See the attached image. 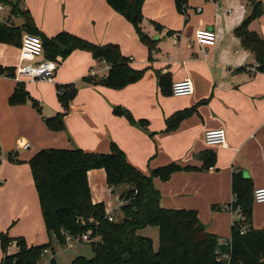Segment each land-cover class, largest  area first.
<instances>
[{
  "label": "crops",
  "instance_id": "crops-1",
  "mask_svg": "<svg viewBox=\"0 0 264 264\" xmlns=\"http://www.w3.org/2000/svg\"><path fill=\"white\" fill-rule=\"evenodd\" d=\"M168 1L146 0L143 6V29L152 39L160 40L152 63L134 27L106 0L24 2V9L30 11L39 30L48 37L68 32L96 45H118L122 54L131 60L130 65L145 74L140 81L123 89H111L100 84L108 77L110 66L89 53L76 51L58 64L54 84L23 82L30 96L39 102L41 111L31 101L12 106L10 99L19 83L6 73L0 76V149L4 155L0 160V233L7 232L13 239L23 238L29 247L49 243L28 164L35 154L46 149H80L108 154L111 145L116 144L129 164L146 176L172 164L192 167L175 173L169 181L154 180L161 194V207L196 210L206 231L217 236L219 243L231 241L232 228L242 219L232 206L234 174L250 179L254 190L264 188V73L257 70L254 54L246 47L253 54L254 64L245 66L241 58L230 59L226 51L222 52L223 46L218 47L221 29L212 26L211 11L200 21L193 17L205 13V4L194 6L193 0H189L190 22L187 25L183 16L177 15L175 0L170 6L166 4ZM199 9L202 12L199 13ZM150 22L163 30H157ZM205 28L216 32L217 43L202 53L194 38L197 30ZM169 31L174 35L168 36ZM167 38L177 50L174 56L168 53L167 58H162L166 44L163 40ZM20 48L0 43V67L16 69L20 64ZM159 74H170L173 84L191 79L194 94L183 102L173 95H163ZM66 85L72 86L77 95L66 112L65 130L52 132L45 119L64 113L56 96L58 87ZM42 104H48L47 113ZM119 107L136 121H147V127L116 115ZM195 107L196 112L176 130H166L167 119ZM216 129L225 130L226 147L206 144L205 133ZM23 143H28L30 149L33 146L36 152L29 157L16 155L25 164L14 165L6 159V154L23 152ZM202 151H212L216 155V163L210 169H203L204 163L195 158ZM95 173L106 178L104 170H93L89 174L97 178ZM109 189L112 193L119 190L121 203L120 197L127 188ZM92 199L94 203L106 204L97 200L93 193ZM115 212L118 217L122 213L120 208ZM252 227L264 229V203H254ZM17 250L14 243L8 251L15 253ZM3 257L4 254L0 255V259Z\"/></svg>",
  "mask_w": 264,
  "mask_h": 264
},
{
  "label": "trees",
  "instance_id": "trees-1",
  "mask_svg": "<svg viewBox=\"0 0 264 264\" xmlns=\"http://www.w3.org/2000/svg\"><path fill=\"white\" fill-rule=\"evenodd\" d=\"M0 1L12 9L11 17L0 27V43L21 47L24 34L37 36L43 42L45 59L57 65L76 51L89 53L94 59L110 66L108 77L100 84L115 90L134 84L144 76L145 71L135 70L118 45H96L68 32L48 37L39 30L30 11L24 9L26 0ZM145 1L106 0L134 27L140 42L147 47L152 63L153 55L159 51L160 40L152 39L143 29ZM250 3L252 13L235 30V35L254 54L257 70L264 73V38L249 29L253 20L264 15V3L262 0H250ZM175 4L187 24L189 0H175ZM12 17L22 19V25H17ZM150 23L157 30H163L160 25ZM173 35V31L168 32V36ZM15 72V69L0 67V76L6 73V76L14 78ZM158 77L163 95L172 96L171 75L159 74ZM58 92L64 113L45 119L47 128L52 132L65 130L66 112L77 95L70 85L59 86ZM28 101L41 111L39 102L30 96L24 83H19L10 103L20 106ZM195 112L196 107L177 112L167 119L166 130H176ZM115 114L126 116L132 124L147 127V121H136L123 108H117ZM195 158L204 163L203 169H210L216 163V155L212 151L199 152ZM28 164L51 240L45 245L29 247L25 239H13L7 232H2L0 244L4 257L0 259V264H42L45 251L53 253L55 244L68 245V236H83L89 231H92L90 243L94 257H78L72 264H264V229L252 227L254 185L241 174L233 176L235 201L232 206L242 219L235 222L232 228L231 247L228 248L220 245L217 236L206 231L196 210L165 209L160 205L161 194L154 180L169 181L175 173L191 170L192 167L181 168L172 164L153 170L150 176H146L129 164L125 153L116 144L111 145L108 154L88 153L80 149L41 150ZM93 170H104L107 184L113 190L127 186L120 197L122 221L110 222L105 204L93 202L88 181V174ZM147 227L159 229L158 251H155L151 238L139 235ZM14 243L18 250L10 253L8 250ZM223 255L228 257L225 259ZM52 262L56 264L55 259Z\"/></svg>",
  "mask_w": 264,
  "mask_h": 264
},
{
  "label": "rangeland",
  "instance_id": "rangeland-1",
  "mask_svg": "<svg viewBox=\"0 0 264 264\" xmlns=\"http://www.w3.org/2000/svg\"><path fill=\"white\" fill-rule=\"evenodd\" d=\"M262 1L264 3V0ZM166 4L170 6L172 4V0H169L168 2H166ZM193 4L194 6L198 4L204 6L205 4V13L195 14L193 16L194 18H196L195 19L196 21H200L201 19H203V16L207 15L208 12L211 11L212 26L216 27L217 29H221L219 34L221 40H219L218 47L223 46L222 52L226 51L227 57H229L230 59H232L233 57H239L241 58L243 65L245 66L246 64H254L252 60L253 54L246 50V48L243 46V44L240 42V40H238V38L235 35V30L238 27H240L243 24V22L246 21L247 18L252 13V6L250 0H193ZM8 15L9 14L7 13L5 14L3 13L2 18H7ZM12 18L16 24H20L22 22V19H18L16 17H12ZM183 19L184 21H186V18L184 16ZM189 22L190 20L188 21L187 25L189 24ZM191 23L193 22L191 21ZM249 29L253 32L258 33L262 37L264 34V15L258 19L253 20L249 24ZM231 38H234L233 42L230 41ZM163 42H165L166 44L163 46V55L161 57L167 58L168 53L174 56V53H176L177 50V46L174 45L173 41L170 38H167L165 41L163 40ZM56 97H58V95ZM189 98H191V96L180 98L178 101L183 102L188 100ZM42 107L45 108V113H47V110L49 109L48 104L47 105L42 104ZM0 148H1V142H0ZM17 151L19 152L20 150ZM35 152L36 150L34 149L33 146L29 150H23V152L20 151L19 154L16 153V151H11L6 154V159H8L9 162H11L14 165H22L25 164V162L21 161L19 158H16V155L18 157H21L23 155L29 157V156H33ZM11 153H13L12 156H10ZM2 156H4L3 151L0 149V160L2 159ZM1 166L2 163H0V167ZM94 175H96L97 178H93L92 175L88 174L89 186L90 189L92 190L91 193H93L94 197L97 200L104 201L106 203L105 206H106L107 214H112L115 212V210H119L121 206V203L119 202L118 199L119 190L116 189V193H112V191L108 187L107 179L97 176V175H101V173H95ZM125 187L127 188V186ZM201 215L205 218V214L201 212ZM122 217L123 214L120 213L117 222L122 221ZM139 235H141L142 237L151 238L154 243L155 251H158L159 229L157 227H147L145 229H142L139 232ZM46 240L47 242H50L51 239L49 235L48 237H46ZM55 245H56L55 251L49 256L50 257L53 256L54 259L57 261V264H72L73 260L78 257H85L87 259H92L94 257V252L91 243L78 244L75 241H70L69 244L66 246H60L58 244ZM2 254L3 251L0 248V255ZM49 256L44 258L42 262H46L50 258Z\"/></svg>",
  "mask_w": 264,
  "mask_h": 264
},
{
  "label": "built area",
  "instance_id": "built-area-1",
  "mask_svg": "<svg viewBox=\"0 0 264 264\" xmlns=\"http://www.w3.org/2000/svg\"><path fill=\"white\" fill-rule=\"evenodd\" d=\"M17 2L18 0H11ZM11 7L6 6L0 1V23L7 21L6 18H2V14L7 13L11 15ZM202 12L201 9L198 11ZM194 42L201 47L202 53H205L207 48L213 47L217 43V34L213 29H199L195 33ZM40 60V61H39ZM258 67V64H257ZM58 69V65L54 61L46 60L44 57V46L42 40L31 34H24L22 38V46L20 48V64L15 69L14 79L18 83H42V84H54V76ZM195 92L194 83L191 79H184L182 81L175 82L172 86V95L177 98L192 96ZM205 142L209 147H226V132L223 129L209 130L205 133ZM21 148L29 150L30 145L28 143L21 144ZM254 202L257 204L264 203V188L256 189L254 191ZM107 218L110 222H117L118 213L107 214ZM92 231H89L83 236H68L67 242L75 241L78 244L90 243ZM221 246L231 247V241L222 243ZM51 251H45V257H48ZM50 257V256H49ZM222 257V256H220ZM228 255H223V258H227ZM54 257H50L46 262L42 264H53ZM222 259V258H221Z\"/></svg>",
  "mask_w": 264,
  "mask_h": 264
},
{
  "label": "water",
  "instance_id": "water-1",
  "mask_svg": "<svg viewBox=\"0 0 264 264\" xmlns=\"http://www.w3.org/2000/svg\"><path fill=\"white\" fill-rule=\"evenodd\" d=\"M2 26V23H0V27Z\"/></svg>",
  "mask_w": 264,
  "mask_h": 264
}]
</instances>
